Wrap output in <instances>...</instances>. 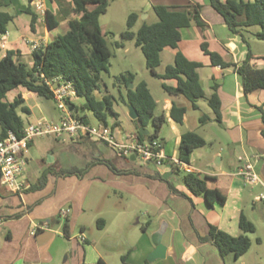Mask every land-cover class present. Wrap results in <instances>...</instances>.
Instances as JSON below:
<instances>
[{
    "label": "crops",
    "instance_id": "crops-1",
    "mask_svg": "<svg viewBox=\"0 0 264 264\" xmlns=\"http://www.w3.org/2000/svg\"><path fill=\"white\" fill-rule=\"evenodd\" d=\"M31 1L38 0H27L28 3L23 0H11V5L3 8L5 10L2 11L13 17L9 23L13 25L9 30L8 24L6 34L0 38V57L6 51H16L19 52L20 60L29 66H32L33 53L30 41H38L45 46L56 36L53 30L47 28L46 20L39 18L30 7V11L38 16L33 26L31 25L32 15L25 12ZM39 1L44 4L46 12L52 14L58 28L64 27L65 23L68 25L69 20L76 18L71 12V0ZM141 1L142 3L138 4L137 8H131L128 14L122 10L120 18L126 21L130 13H136L142 16L139 19L141 24L143 21L148 23L150 15L153 14V5L183 8L199 4L202 7L200 16L207 26L202 29L192 25L181 29V40L177 48L166 47L161 54L167 52L172 64L176 53H181L189 61L203 65L198 70V75L205 94H211V85L219 86L217 95L221 102V123L212 120L213 114L209 107L208 114L201 113L200 101L197 102L198 108L193 109L188 100L184 101L183 96H169L164 92L162 101L153 99L156 102L155 115H164L167 118L166 124L171 125V129L176 133L175 148L172 150L167 148L165 142H161L166 156L177 157L180 136L184 132H195L206 141V146L200 149L207 150L204 153H200V149L194 150L189 163L184 165L191 172L205 178L207 189L213 194L212 203L209 204L205 197L192 195L186 186L176 179L177 174L173 167L166 179H159L155 177V173L161 174L163 169L152 171L147 167L139 168L131 164L136 161L135 157L133 160L123 158V162H118V155L106 144L87 137H68L71 142L86 148L88 159L84 167L55 165L54 152H50L47 147L44 150L52 158L49 162L42 161L35 169V183L30 181L28 175H24L26 182L32 186L46 169L49 170L43 188L12 193L0 186V264H98L99 261L101 264H112L109 259L115 255L119 264L122 257L125 258L126 264H246V257L249 256L251 248L238 259L232 254L222 259L215 245L203 239L208 235L209 225L233 237L239 236L240 216L243 215L250 221L245 213L248 203L252 205L251 214L256 210H260V215L264 213V203H256L253 200L254 193H257L259 188L245 185L238 175L243 166L251 163L256 173L264 180V137L261 133L264 126L260 110L261 108L264 111V90L244 94L241 77L231 68L211 66L209 57L201 49V44L206 43L208 50L220 55L224 62L237 65L245 60L248 52L255 59L264 55L253 54L248 40L245 44L239 35L230 32L208 0ZM255 59L252 63L262 66L263 61ZM160 80L161 87L163 84L169 87L177 85L173 79ZM17 94L22 96L24 105L29 108L30 114L26 115L27 117L32 118L34 109H37L39 116L35 122L46 119L43 109L45 99L26 90L23 94L14 90L7 95V100L11 102ZM96 97L100 98V95L96 93ZM29 98H33V101L36 98L38 101L31 106L28 104ZM201 102L207 105L206 102ZM173 104L186 109L182 125L169 118ZM75 105L80 106L76 103ZM158 105H161V109L160 113L156 114ZM190 109L194 112L191 115L188 113ZM86 115L91 123L93 115ZM202 115H207L211 120L201 124L199 118ZM115 122L117 123V120L110 117L107 124L113 126ZM175 125L180 129H176ZM113 129L119 136L124 135L118 123ZM197 129H202L203 133H197ZM62 138L64 136L53 139ZM36 140L41 141L43 138ZM30 144L31 148L33 141ZM217 156L220 161L219 167L215 168L213 160ZM106 161L111 165L106 164ZM115 162L121 164L117 165ZM69 169L76 171L71 174L59 173ZM169 184L174 191L170 190ZM97 188L102 191V194H98L99 197L96 195ZM107 188L112 189L115 195L121 196L124 193L138 200L146 217L145 224L141 226V235L136 237L134 244H129L126 248L115 246L113 237L110 240L107 238L108 235L113 236L117 224L120 223L119 213L106 210L110 209L107 203L110 198ZM61 210L66 212L65 219L60 216ZM250 222L256 232L255 224ZM58 223L60 224L57 226ZM65 223L69 226L68 237L63 233ZM44 224L47 228L38 229L31 235L35 226ZM80 236L84 241L80 240ZM256 239H259V242ZM256 239L257 246H261L263 239ZM128 243H131V240H128ZM159 245L165 248L164 258L147 261L148 255ZM258 260L263 261L260 256Z\"/></svg>",
    "mask_w": 264,
    "mask_h": 264
},
{
    "label": "trees",
    "instance_id": "trees-1",
    "mask_svg": "<svg viewBox=\"0 0 264 264\" xmlns=\"http://www.w3.org/2000/svg\"><path fill=\"white\" fill-rule=\"evenodd\" d=\"M59 2V1H58ZM110 0H71V12L76 18L68 21V31L63 35L55 36L47 45L32 53V66L20 60L19 52L6 51L0 57V140L6 138L8 132H12L21 138L25 124L19 113L29 115L30 111L24 105V99L17 94L11 102L7 95L14 90L23 88L37 97L45 100H52V95L45 85L43 78L51 79L61 77L72 83L77 97L83 100V104L73 108L74 118L88 123L86 113H91L94 119L107 125L110 117L117 118L113 110L115 98L109 94L106 87L102 88L100 73L107 72L111 51L104 39L99 19L106 14ZM209 5L222 17L228 30L239 35L242 41L247 44L244 33L251 27H259L254 34L257 40L264 41V0H208ZM11 0H0V38L7 32V25L13 17L2 11L9 7ZM88 6H93L88 10ZM199 4H193L183 8L153 5L152 11L156 22L148 24L141 22L136 31L139 16L130 13L126 19V29L120 33V42L116 48H123L124 42L131 41L134 46L140 49L145 58L146 68L152 77L162 80H176L175 87L165 84L162 89L169 96H183L191 103L193 109H197V102L204 101L211 109L213 121L221 123V102L217 95L218 85H211V94L207 96L200 84L198 70L202 64L189 61L181 53H176L172 65L165 67L162 74L156 73L161 64V53L164 48L176 49L181 40L180 30L192 25L204 29L207 25L201 19ZM32 15V23L38 17L30 11V6L25 10ZM37 16V17H36ZM46 25L49 30L57 27L50 12L45 15ZM201 49L210 59L211 66H219L222 69L231 68L242 79L243 93L248 94L256 90H264V56L256 58L262 60V66L252 63V54L248 52L245 60L240 64L227 63L215 52L207 48L206 43L201 44ZM1 54V48H0ZM255 59V60H256ZM123 85L126 89V99L121 101L126 106L131 104L137 111L139 118L135 121L136 134L141 141L154 139L159 130L167 123L164 115H155L156 102L151 96L145 81L135 83V76L132 73L121 74L115 79V84ZM132 85L133 88H129ZM96 93L100 98L96 97ZM262 112V123L264 126V111ZM185 107L173 104L169 111V118L176 124L182 125ZM211 120L207 115L199 118L201 124ZM140 125H139V124ZM115 122L113 127L116 126ZM152 125L154 134L143 135L140 127L147 130ZM264 137V127L261 131ZM206 141L195 132H184L180 136L177 149V159L182 163H189L190 155L194 150L206 146ZM111 165L109 162H105ZM177 175L181 174L180 181L194 196L205 197L209 204L212 203L213 194L207 189L205 178L194 172H181L174 169ZM75 169L61 170L60 174H71ZM82 172V171H80ZM46 169L37 180V183L30 186L27 191H34L43 188L47 181ZM155 177L163 179L159 172ZM170 190L174 191L169 184ZM240 235L233 237L224 231L209 225L208 235L203 239L211 242L218 249L222 259L232 254L235 259L243 256L250 248L248 233H255L254 225L243 215L239 219ZM69 226H63V233L68 237ZM259 242V239H256ZM98 264H101L100 261ZM120 264H126L125 258H121Z\"/></svg>",
    "mask_w": 264,
    "mask_h": 264
},
{
    "label": "rangeland",
    "instance_id": "rangeland-1",
    "mask_svg": "<svg viewBox=\"0 0 264 264\" xmlns=\"http://www.w3.org/2000/svg\"><path fill=\"white\" fill-rule=\"evenodd\" d=\"M24 3H28L27 0H23ZM246 1V0H244ZM141 0H127L123 2V0H110L108 9L106 14L100 17V27L102 29V33L104 34V39L111 51L112 56L109 59V67L107 72L100 73V79L102 88L106 87L108 89L109 94H111L115 98V102L113 104V110L117 114V123L121 131L126 133H136L135 123L132 122L128 117V111L124 103L121 101V97L126 99V89L123 85L115 84V79L121 74L132 73L135 76V83L139 81H145L148 84V89L155 100L162 101L165 97V93L161 87V80L155 77H152L149 70L146 68L145 58L141 53L140 49L136 48L131 41L124 42L123 48H116V43L120 42L119 35L126 29V21L123 18H120L122 10L125 14L131 12V8H137L138 4H141ZM93 6H88V10H92ZM5 10V9H2ZM13 11V9H11ZM13 13V12H12ZM142 16H139L141 19ZM156 22V18L153 14L150 15L148 23ZM13 24L8 25V29H12ZM140 25V21H138L136 27L133 31H136L138 26ZM69 27L67 23H65L64 27H56L53 29L55 35H63L68 31ZM259 31V27H251L245 33L244 36L246 40H248L249 45L251 47V51L255 55H264V41L257 40L254 37V34ZM172 64L170 56L166 53L161 54V64L156 69V73L161 74L164 72V69L167 65ZM133 88V86H132ZM22 94L24 93V89L19 88ZM34 97V96H33ZM10 101L12 100L11 96L8 97ZM33 99V98H32ZM31 98L28 99V104L34 106L35 102L38 100L34 98L33 101ZM184 101H187L183 97ZM45 104L44 112L46 114V120L58 122L62 116L61 112L57 110L53 101L51 100H43ZM25 103V102H24ZM83 103L82 99H78L76 101L77 105ZM187 103V102H186ZM201 113L208 114L209 108L203 102L200 101ZM161 105H158L156 110V114L160 113ZM189 115H191L193 110H189ZM22 117L23 122L26 124L27 122H35L37 116H39L38 110L34 109V115L32 118L27 117L26 115L19 113ZM92 124H96L97 121L92 117ZM176 129H180L179 126L175 125ZM191 128V127H190ZM147 130L149 134H154V129L152 125H148ZM193 131V129L191 128ZM197 133L202 134V129H197ZM176 138V133L171 129V125L165 124L157 133L155 139L160 142H165L167 148L171 149L175 148L174 139ZM35 140V142H34ZM33 140L32 147H28L25 152V158L27 159L26 165L24 167V175H28L31 182L35 183L34 171L41 165V162H47L49 159V153L47 154L44 148H49V151L54 152V158L56 160L55 165L67 167V166H77L84 167L85 161L88 159V152L86 148L82 145H77L67 137L60 140H54L52 137H43V140L38 141L36 139ZM31 145V144H30ZM207 149L198 150L200 153H204ZM123 158H119L118 162H123ZM115 162V164H121ZM131 164L137 165L139 168H148L152 171L158 170L154 163H149L144 166L143 162L138 158L136 161L131 162ZM55 167V166H54ZM160 170V169H159ZM180 176L175 175L176 179L180 181ZM174 177V178H175ZM175 181V180H173ZM181 182V181H180ZM94 191V187L91 189V195ZM107 193L109 195V199L107 203L110 209H106L112 212L119 213L120 223L117 224L116 230L114 231L113 236L108 235L107 238L113 240V244L118 247L126 248L129 244H134L136 237L141 235V226L145 224L146 217L143 215V208L141 207L138 200L135 198L129 197L128 195L122 193L121 196L115 195L113 190L107 188ZM102 194L100 189L97 188V197ZM256 194V193H254ZM111 199V200H110ZM250 199V198H249ZM251 203H248L247 209L245 211L248 219L252 221L256 226L255 233H248L246 236L250 239L252 243L251 252H249V256L246 257V264H264V220L263 215H260V210H256L254 214H251ZM60 223L57 224V226ZM262 238L263 244L261 246H257L255 243L256 238ZM129 238V239H128ZM128 240H131V243H128ZM125 250V249H124ZM248 250V251H249ZM247 251V252H248ZM123 252V251H121ZM125 253V251H124ZM122 254V253H120ZM110 256V255H109ZM262 257L263 261L258 260V257ZM110 258V257H109ZM109 262L112 264H119L116 259V255L111 257ZM148 261V257L146 259Z\"/></svg>",
    "mask_w": 264,
    "mask_h": 264
},
{
    "label": "built area",
    "instance_id": "built-area-1",
    "mask_svg": "<svg viewBox=\"0 0 264 264\" xmlns=\"http://www.w3.org/2000/svg\"><path fill=\"white\" fill-rule=\"evenodd\" d=\"M29 6L39 18L45 19L46 8L41 1H31ZM43 47L38 41H30L32 52ZM45 85L48 87L52 101L62 116L58 122L46 119H40L33 124L25 125L21 138L12 132H8L6 138L0 140V186L12 193L26 191L30 186L24 176V167L26 165L25 152L29 144L36 138L52 137L59 139L67 136L71 139L78 137H87L93 141L104 143L111 147L119 157L129 159L131 156L138 158L144 165L154 163L159 169H164L165 163L170 164L179 171L191 172L184 163L177 157L166 156L163 151L162 143L158 140L148 139L141 141L136 133H126L119 136L111 124L104 125L84 123L76 119L70 111L69 104H75L78 97L71 82L61 77L51 79L44 78L41 75ZM238 175L242 178L245 185L251 188H259L254 195V202L264 203V180L256 173L251 163H247L239 171ZM60 216L65 219L66 212L60 211ZM47 228L46 224L35 226L31 235H34L38 229ZM80 240L84 238L80 236Z\"/></svg>",
    "mask_w": 264,
    "mask_h": 264
},
{
    "label": "water",
    "instance_id": "water-1",
    "mask_svg": "<svg viewBox=\"0 0 264 264\" xmlns=\"http://www.w3.org/2000/svg\"><path fill=\"white\" fill-rule=\"evenodd\" d=\"M129 88L131 89L132 85H129ZM126 108L128 111V117L131 121H135L139 118V115H138L136 109L131 104H127ZM69 109H70V111L73 110L72 107H70ZM139 130L145 136L148 135V133H149L148 130L143 129L141 127ZM51 158L52 157L49 155V159L47 160V162H49V160ZM133 159H134V157L131 156L130 160H133ZM219 161H220V159L218 156L214 158L213 166H215V168L219 167ZM171 170H172V166L170 164L165 165L164 169L161 171L162 178L166 179L168 177V173L170 174ZM164 256H165V248L163 246L159 245L154 249V251L152 253H150V255H148V261H153L155 259L164 258Z\"/></svg>",
    "mask_w": 264,
    "mask_h": 264
}]
</instances>
